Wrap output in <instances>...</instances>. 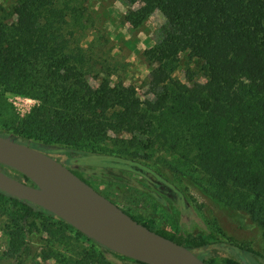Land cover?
I'll return each instance as SVG.
<instances>
[{
  "label": "trees",
  "instance_id": "trees-1",
  "mask_svg": "<svg viewBox=\"0 0 264 264\" xmlns=\"http://www.w3.org/2000/svg\"><path fill=\"white\" fill-rule=\"evenodd\" d=\"M76 2L14 0L8 10L0 7V106L6 94L40 101L26 118L10 121L20 140L91 149L86 144L115 135L123 152H166L264 224V0H141L142 7L130 9L124 20L135 29L156 10L166 17L158 41L143 53L152 69L151 100H141L133 86H110L108 78L98 79V88L88 83L90 56L74 37L85 9ZM189 49L205 84L188 87L173 78L178 53ZM1 201L18 208L9 238L16 254L30 220L35 226L41 219L52 237L47 254L59 264H144L90 240L91 248L74 245L70 252L66 231L85 238L80 232L2 193Z\"/></svg>",
  "mask_w": 264,
  "mask_h": 264
},
{
  "label": "rangeland",
  "instance_id": "rangeland-1",
  "mask_svg": "<svg viewBox=\"0 0 264 264\" xmlns=\"http://www.w3.org/2000/svg\"><path fill=\"white\" fill-rule=\"evenodd\" d=\"M13 3L14 0H10V5ZM113 3L114 0H77L76 2L78 9H85V15L81 18L82 26L77 24L74 37L80 46L82 43L87 44L86 47H81L89 54L90 65L93 67L88 79L95 84L100 78H108L112 85L122 83L126 86H133L136 88L141 100H151L153 95L148 87L150 73L147 77L141 79L137 63L131 61L130 58L135 55L137 62L149 68L144 60L143 53L158 41L160 30L165 22L160 23L158 18L153 20L152 25H156V27L155 30H152L148 19L142 27L135 29L125 22V15L113 9ZM124 3L129 10L133 9L132 5H129L126 0H124ZM97 4L100 7L93 11ZM107 24H111L117 30L110 33L106 28ZM121 28L126 30L131 37L130 39L121 34L119 31ZM141 34L146 37L145 47L138 50ZM113 35L116 36L115 40L111 38ZM117 49L118 51L114 55V50ZM201 67L202 65L199 62L190 59L186 55L181 58L178 70L181 71L183 78L193 85L200 77H204ZM29 100L33 99L21 95H5L6 106H0V131L3 133L8 131L16 133L10 121L14 119L22 120L31 113L35 105H29ZM22 110H25L23 117L20 115ZM113 138H115V135H113ZM113 138L105 142L86 144V147L134 158L142 161V163L154 166L170 181L181 185L184 191L200 207L201 213L212 227L235 243L257 252L264 259V224L256 220L248 210L230 204L229 198L221 196L200 170L189 164L179 162L177 158L166 152L150 151L145 153L136 152L135 149L123 152L124 149L119 146L121 145L120 141L115 142ZM46 140H40V142H46ZM147 203H144V206H149V203ZM149 207L153 216L164 217L160 208L153 207V205ZM17 210L18 208L10 202L1 201L0 203V232H3L8 238H10L13 227L12 215ZM31 222L32 220L28 223L26 242L19 254L12 251L10 239H8L6 248L0 247V264H51L53 260L55 264H59L56 262L55 255L48 256L47 254L48 247L51 245L48 240L52 237L49 236L48 228L45 227L43 220L37 219L35 226H31ZM50 224L56 225L54 223ZM66 233L67 237H72V240L65 239L70 244L67 248L70 252L75 247L74 245H77L80 249L91 248L87 238H80L70 230H67ZM74 238L79 241L74 242Z\"/></svg>",
  "mask_w": 264,
  "mask_h": 264
},
{
  "label": "water",
  "instance_id": "water-1",
  "mask_svg": "<svg viewBox=\"0 0 264 264\" xmlns=\"http://www.w3.org/2000/svg\"><path fill=\"white\" fill-rule=\"evenodd\" d=\"M8 133L0 131V193L49 213L118 256L144 264H206L198 253L208 246L189 248L138 223L74 174L64 155Z\"/></svg>",
  "mask_w": 264,
  "mask_h": 264
},
{
  "label": "flooded vegetation",
  "instance_id": "flooded-vegetation-1",
  "mask_svg": "<svg viewBox=\"0 0 264 264\" xmlns=\"http://www.w3.org/2000/svg\"><path fill=\"white\" fill-rule=\"evenodd\" d=\"M13 134L30 147L64 155L65 163L72 166L74 174L138 223L155 232L165 231L189 248L208 246V249L198 253L206 264H264V259L252 254L250 249L212 227L181 185L170 181L154 166L97 150L67 146L58 148L40 141L25 143L18 134ZM144 203L160 208L164 217L153 216L151 208Z\"/></svg>",
  "mask_w": 264,
  "mask_h": 264
},
{
  "label": "clouds",
  "instance_id": "clouds-1",
  "mask_svg": "<svg viewBox=\"0 0 264 264\" xmlns=\"http://www.w3.org/2000/svg\"><path fill=\"white\" fill-rule=\"evenodd\" d=\"M9 6H10V0H0V7H3L6 10H8ZM142 6H143V4L141 3V0H137V2L134 5H132V8H133V10H137V9H139ZM99 7H100V5L97 4L96 7L93 9V11L97 10ZM113 9H115L116 11H118L120 14H123V15H127L128 11H129L128 6L124 3V0H114ZM157 18L159 19L160 23H163V22L166 21V17H164L163 14L159 10H156L155 15L150 17L149 21H148L149 25H151V27H152V30H155V27H156V25H152V21L157 19ZM11 19H12L13 22H15V21L18 20V16L13 15ZM106 28L109 30L110 33L117 30V29H114L111 24H107ZM119 31L121 32V34L125 35L126 38H128V39L131 38L127 34L125 29L121 28V29H119ZM111 38L115 40L116 36L113 35ZM89 39H91V37H89ZM145 40H146V37H144V35L141 34L140 43L138 44V50L145 47V43H144ZM81 46L82 47H86L87 44L86 43H82ZM117 51H118V49L114 50L113 54L115 55ZM190 51L191 50L189 49V50L184 51V52H179L178 56L180 58H184L186 55H188L190 53ZM130 60L137 63V69H138V71L140 73V78L141 79L144 78V77H147L149 75V73L152 71V69H150L147 66L137 62L135 55H133L130 58ZM153 67H155V66H153ZM173 78L174 79H178L179 82L182 85H185V86H188V87L192 86V84L189 81H187L185 78H183L180 70H177L175 73H173ZM113 79H115V78L113 77ZM240 80L245 85L250 83V81L247 78L243 77V76L240 77ZM197 82L200 83V84H205V83H207V80L204 77H200ZM88 83L90 85L94 84V82L92 80H89ZM94 86L98 88L99 87V82H95ZM110 86H114V85H110ZM28 103H29V105H39L40 101H38V100H29ZM20 115L23 117V115H25V110L20 111ZM108 134L109 135H113L112 132H109ZM124 135H125V137H127V134H124ZM5 219H6V217H5ZM8 239L9 238L7 237V235H5L3 232H0V247L6 248L7 247V243H8ZM51 264H55V261L53 260L51 262Z\"/></svg>",
  "mask_w": 264,
  "mask_h": 264
}]
</instances>
